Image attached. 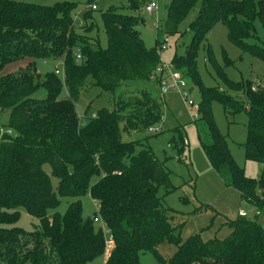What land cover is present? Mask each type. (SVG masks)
Listing matches in <instances>:
<instances>
[{
    "label": "trees",
    "instance_id": "16d2710c",
    "mask_svg": "<svg viewBox=\"0 0 264 264\" xmlns=\"http://www.w3.org/2000/svg\"><path fill=\"white\" fill-rule=\"evenodd\" d=\"M93 1L87 0L85 24L77 26L71 16L73 2L0 0V114H9L7 126L14 131L0 137V264H88L107 248L97 222L113 239L105 264H140L144 252L162 264H264V226L255 213L224 223L230 229L226 238H180L181 226L173 224L178 212L165 199L178 189L171 170L144 140L123 139L124 133L147 131L163 115L150 89L122 88L128 80H149L164 64L158 50L162 40L148 47L138 17L111 6L101 14L107 37L102 47L99 37L88 35L95 26ZM140 3L130 0L133 9ZM198 5L187 29L192 41L171 64L199 86V117L194 121L212 167L228 187L239 191L242 201L264 211V88L256 90L251 80H230L217 63L223 86H206L197 69L200 43L217 23L227 27L229 39L243 52L264 60V0H171L165 32L178 33ZM208 52L212 59L209 45ZM24 58L31 59L24 70L3 73L7 64ZM60 58L68 91L64 98L61 73H41L36 67V60ZM88 78L114 94V108L94 111L89 106L81 122L75 103ZM41 89L45 95L36 96ZM239 91L242 98L234 99L232 93ZM213 101L226 114L246 113V139L240 145L246 160L263 166L258 177L246 175L234 159L227 134L214 120ZM174 144L183 152L188 141L180 136ZM45 164L58 179L55 188ZM93 176L98 179L91 184ZM58 194L72 201L62 218H52L48 212L58 205ZM86 194L98 203L93 218L82 214L80 198ZM22 208L39 220L33 229L16 225ZM166 241L178 248L169 257L159 252Z\"/></svg>",
    "mask_w": 264,
    "mask_h": 264
},
{
    "label": "rangeland",
    "instance_id": "374dc122",
    "mask_svg": "<svg viewBox=\"0 0 264 264\" xmlns=\"http://www.w3.org/2000/svg\"><path fill=\"white\" fill-rule=\"evenodd\" d=\"M46 5H53L58 2L75 3L71 11V16L77 26L85 24L84 11L89 9L87 0H24ZM140 6L133 9L130 6V0H94L93 3L97 9L92 11V18L95 23L93 30L88 34L92 37H99L102 47L107 46V37L101 19L102 12L111 6L127 14H133L138 17V28L140 34L148 47H155L159 40L168 38L166 49H158L164 65L171 66L175 55L185 51L186 45L192 41L191 33L187 30L191 21L198 13L199 5L193 10L179 25L178 33L167 34L164 24L167 16V6L171 0H139ZM150 1H156L158 7L153 11H146L145 6ZM257 31L262 34V28L257 21ZM208 45L212 59L209 58ZM31 59L24 58L7 64L3 73L16 74L24 70L31 62ZM216 63L219 64L226 76L234 81L242 80L253 81V87L258 90L264 88V60L248 52H243L228 37L227 27L222 23L214 25L207 33L206 38L200 43L197 56V69L201 75L202 81L206 86L222 87V80L219 78ZM37 70L41 73L54 71L58 67L61 71L59 78L63 83L61 97H68V91L64 86V59L58 60H36ZM172 67V66H171ZM187 79V78H186ZM187 86L184 92L170 91L163 97L161 87L158 81L149 80H128L123 84V89L131 90L136 87L150 89L160 102L163 115L158 121L157 126L161 129L159 134H152L148 130L142 132L123 134L125 141L144 140L153 149L155 155L165 162L166 167L171 170V179L178 189L166 195L165 199L169 206L177 211V217L173 224L181 226L179 236L186 240L192 235L199 234L203 241L218 236L226 238L230 235V229L224 223L238 218L240 210L251 213L255 206L247 201H242L238 190L228 187L208 160L205 151L199 141L195 119L193 117V105H198L201 99L200 89L197 84L187 79ZM234 99L242 98L243 92H233ZM36 96L45 95L43 89L39 90ZM163 97V99L161 98ZM115 96L112 92L103 91L92 85V78H88L87 88L80 93L79 99L75 103L76 110L80 116L81 122L87 108L90 106L94 111L106 107L110 110L114 108ZM249 106H246L248 108ZM214 120L223 134H227L231 153L236 162L242 166L246 175L256 178L261 173V164L245 159V152L240 145L246 139L247 115L245 112L226 114L224 107L220 102L213 101L211 105ZM9 119L8 113L0 114V129L7 132ZM1 135V131H0ZM14 135V131H13ZM180 136L188 141V146L179 151L174 142L180 140ZM46 172L50 174L53 187L58 184V179L52 175L49 164L44 165ZM98 178L93 176L91 184ZM82 214L85 218H93L98 210V203L92 199L90 194L81 198ZM187 199V201H186ZM58 205L50 209L48 214L52 218L55 214L63 217L72 198L66 195L58 194ZM198 209V211H197ZM21 216L16 225L25 229H33L39 224V220L31 216L25 209H21ZM258 222L264 226V211L258 217ZM102 227L103 232L108 238L107 227L102 223H95ZM178 248L169 243L163 242L159 246V252L169 257ZM105 255L94 259L88 264H105ZM140 264H162L150 252L140 254Z\"/></svg>",
    "mask_w": 264,
    "mask_h": 264
},
{
    "label": "built area",
    "instance_id": "2783aa9c",
    "mask_svg": "<svg viewBox=\"0 0 264 264\" xmlns=\"http://www.w3.org/2000/svg\"><path fill=\"white\" fill-rule=\"evenodd\" d=\"M157 7H158V3L156 1H150L149 3L146 4L145 10L153 11ZM92 8L96 9L97 6L92 5ZM167 42H168V38L165 37V39L162 40V45H161L162 50L166 49ZM80 57H81L80 54H77V58L80 59ZM171 66H166L164 64L159 66L151 75V79L159 80V84L162 91L161 94L163 97L167 92L176 91V90L183 92L184 96L187 97L188 96L187 92H184V88L187 86L188 83L187 79L184 78L182 74L178 70H176L172 64ZM56 72L61 73L58 67L56 68ZM193 106H194L193 117L194 119H197L199 117V112H198L199 105H193ZM0 131H1L0 137H2L5 134H13V131L11 129H9L7 132L2 131V129H0ZM148 131L154 134L160 132L161 129L157 125H153L149 127ZM254 213L260 216L262 210L255 209ZM239 215L247 216L248 213L244 210H240ZM95 220L97 221V218H95ZM112 248H113V239L112 236L109 234L107 238V248L105 251L106 257L109 256Z\"/></svg>",
    "mask_w": 264,
    "mask_h": 264
},
{
    "label": "crops",
    "instance_id": "0c3cea01",
    "mask_svg": "<svg viewBox=\"0 0 264 264\" xmlns=\"http://www.w3.org/2000/svg\"><path fill=\"white\" fill-rule=\"evenodd\" d=\"M262 169V168H261ZM254 211H255V208H254V210L250 213V214H253L254 213ZM238 215H239V213H238Z\"/></svg>",
    "mask_w": 264,
    "mask_h": 264
},
{
    "label": "water",
    "instance_id": "95a60500",
    "mask_svg": "<svg viewBox=\"0 0 264 264\" xmlns=\"http://www.w3.org/2000/svg\"><path fill=\"white\" fill-rule=\"evenodd\" d=\"M90 221V219H88V222Z\"/></svg>",
    "mask_w": 264,
    "mask_h": 264
}]
</instances>
